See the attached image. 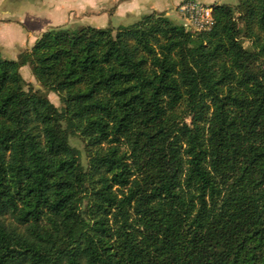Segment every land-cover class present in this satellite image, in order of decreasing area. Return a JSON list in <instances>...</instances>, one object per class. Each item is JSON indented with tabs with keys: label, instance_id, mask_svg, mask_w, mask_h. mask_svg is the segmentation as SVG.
<instances>
[{
	"label": "trees",
	"instance_id": "16d2710c",
	"mask_svg": "<svg viewBox=\"0 0 264 264\" xmlns=\"http://www.w3.org/2000/svg\"><path fill=\"white\" fill-rule=\"evenodd\" d=\"M210 7L0 54V264H264V0Z\"/></svg>",
	"mask_w": 264,
	"mask_h": 264
},
{
	"label": "crops",
	"instance_id": "0c3cea01",
	"mask_svg": "<svg viewBox=\"0 0 264 264\" xmlns=\"http://www.w3.org/2000/svg\"><path fill=\"white\" fill-rule=\"evenodd\" d=\"M187 1L0 0V54L16 60L51 28L89 24L96 28L117 29L138 23L144 15L154 12L171 19L176 11L183 17L180 7ZM228 1L211 0L210 4H229Z\"/></svg>",
	"mask_w": 264,
	"mask_h": 264
},
{
	"label": "rangeland",
	"instance_id": "374dc122",
	"mask_svg": "<svg viewBox=\"0 0 264 264\" xmlns=\"http://www.w3.org/2000/svg\"><path fill=\"white\" fill-rule=\"evenodd\" d=\"M189 1H196V2L202 3V4L204 3L207 6H211L212 5V4H210L211 0H189ZM227 3L232 4V5H236V4H238V0H229ZM171 19L176 24L184 25V23H185L184 18L182 16H180L176 11L174 12V14H171ZM88 26H89V24H88ZM81 27H86V26L84 25V26H81ZM81 27L75 26V27H70V28L74 29V30H77V29H80ZM108 28H111V27H105V28H99V29H108ZM3 57L6 58V59H9L7 56H3ZM21 74H22L23 78L25 79V81L30 86H32L34 89H40L41 88L40 85L35 80V78H34V76L32 74L30 66L23 67L21 69ZM48 97L51 100V102L53 104H55L57 107L60 108L62 106L60 97L57 94L50 93L48 95ZM71 144L74 147H76L81 152L82 162H83V165L86 167L87 163H88V157H87V153H86V150H85V145L86 144H85L84 140L79 138L78 136H75V137L71 138Z\"/></svg>",
	"mask_w": 264,
	"mask_h": 264
},
{
	"label": "built area",
	"instance_id": "2783aa9c",
	"mask_svg": "<svg viewBox=\"0 0 264 264\" xmlns=\"http://www.w3.org/2000/svg\"><path fill=\"white\" fill-rule=\"evenodd\" d=\"M184 18V26L187 30L208 31L213 24V9L196 1H187L180 7Z\"/></svg>",
	"mask_w": 264,
	"mask_h": 264
}]
</instances>
